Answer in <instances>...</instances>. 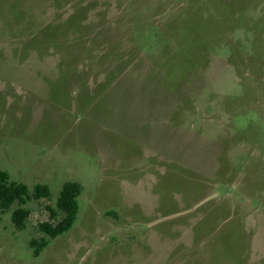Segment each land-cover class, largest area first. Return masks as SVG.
Wrapping results in <instances>:
<instances>
[{
	"label": "rangeland",
	"instance_id": "1",
	"mask_svg": "<svg viewBox=\"0 0 264 264\" xmlns=\"http://www.w3.org/2000/svg\"><path fill=\"white\" fill-rule=\"evenodd\" d=\"M0 169V264H264V0H0Z\"/></svg>",
	"mask_w": 264,
	"mask_h": 264
},
{
	"label": "trees",
	"instance_id": "2",
	"mask_svg": "<svg viewBox=\"0 0 264 264\" xmlns=\"http://www.w3.org/2000/svg\"><path fill=\"white\" fill-rule=\"evenodd\" d=\"M82 187L76 182H66L62 185L55 208L47 207L50 220L37 225L39 233L43 235L40 240L32 239L29 242L33 249V255L38 257L50 240L68 232L74 225L78 214V197ZM49 188L43 184L33 186L32 190L10 179L7 172L0 169V210L8 211L16 203L18 207L11 212V221L17 231L26 228V222L30 211L23 206L29 202H37L42 199H50Z\"/></svg>",
	"mask_w": 264,
	"mask_h": 264
}]
</instances>
